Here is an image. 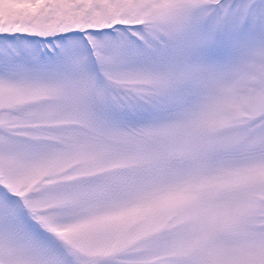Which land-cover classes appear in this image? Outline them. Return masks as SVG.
Returning a JSON list of instances; mask_svg holds the SVG:
<instances>
[{
  "label": "snow or ice",
  "instance_id": "6c2138e0",
  "mask_svg": "<svg viewBox=\"0 0 264 264\" xmlns=\"http://www.w3.org/2000/svg\"><path fill=\"white\" fill-rule=\"evenodd\" d=\"M0 264H264V0H0Z\"/></svg>",
  "mask_w": 264,
  "mask_h": 264
}]
</instances>
